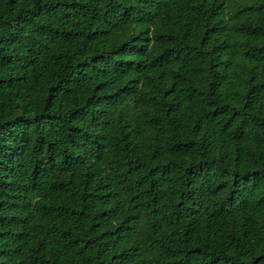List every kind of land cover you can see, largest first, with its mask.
<instances>
[{"label":"trees","instance_id":"obj_1","mask_svg":"<svg viewBox=\"0 0 264 264\" xmlns=\"http://www.w3.org/2000/svg\"><path fill=\"white\" fill-rule=\"evenodd\" d=\"M0 264H264V0H0Z\"/></svg>","mask_w":264,"mask_h":264}]
</instances>
